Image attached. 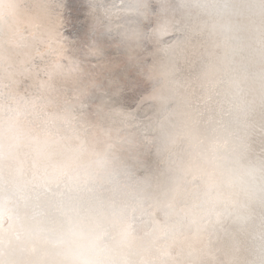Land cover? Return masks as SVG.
<instances>
[{
	"label": "clouds",
	"instance_id": "1",
	"mask_svg": "<svg viewBox=\"0 0 264 264\" xmlns=\"http://www.w3.org/2000/svg\"><path fill=\"white\" fill-rule=\"evenodd\" d=\"M0 264H264V0H0Z\"/></svg>",
	"mask_w": 264,
	"mask_h": 264
}]
</instances>
